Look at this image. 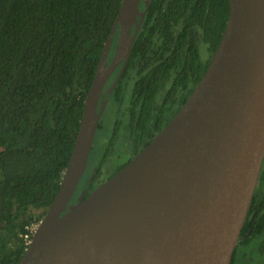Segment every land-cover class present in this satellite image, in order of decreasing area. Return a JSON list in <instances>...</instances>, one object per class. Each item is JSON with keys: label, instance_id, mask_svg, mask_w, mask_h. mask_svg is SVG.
<instances>
[{"label": "water", "instance_id": "95a60500", "mask_svg": "<svg viewBox=\"0 0 264 264\" xmlns=\"http://www.w3.org/2000/svg\"><path fill=\"white\" fill-rule=\"evenodd\" d=\"M140 1H122L59 189L17 264L231 262L264 159V0H228L224 31L183 105L119 171L71 202L103 97L119 82L151 2L141 9Z\"/></svg>", "mask_w": 264, "mask_h": 264}, {"label": "trees", "instance_id": "16d2710c", "mask_svg": "<svg viewBox=\"0 0 264 264\" xmlns=\"http://www.w3.org/2000/svg\"><path fill=\"white\" fill-rule=\"evenodd\" d=\"M122 1L0 0V264L18 263L57 194ZM228 10V0H151L123 74L107 95L113 109L103 116L112 109L106 119L114 123L91 188L110 157L124 160L118 142H131L133 153L109 175L183 105L218 45ZM258 181L264 182L263 168ZM257 188L230 264L239 245L257 241L264 253V192Z\"/></svg>", "mask_w": 264, "mask_h": 264}, {"label": "flooded vegetation", "instance_id": "af4514ba", "mask_svg": "<svg viewBox=\"0 0 264 264\" xmlns=\"http://www.w3.org/2000/svg\"><path fill=\"white\" fill-rule=\"evenodd\" d=\"M204 48V46H202V49ZM205 49V48H204ZM207 52V50H204ZM208 53V52H207ZM111 57H112V54H111ZM110 57V58H111ZM111 84V83H110ZM109 87V84L106 83L104 88H103V92ZM107 95L106 94L104 97H103V100L105 101V104H104V108H103V111H102V114H101V117H100V120H99V123H98V126H97V130H96V133H95V137H94V141H93V146H92V150L94 148V146H96V149H97V156L93 159V163L91 161V155L89 157V161H88V164H87V167H86V170L82 176V178L80 179L79 183H78V186L76 188V191L71 199V202L72 203H75L77 202V199L81 193V191L83 189H86V192L84 194V196H87L93 189H95L100 183L104 182L105 180H107L109 177H111L112 175H109L110 173H107V175L105 177H103V179L98 182L93 188H91V181L93 180V176H94V173L97 171V167H96V164L101 161V157H102V154L104 152L107 151V147H106V142L108 141V138H107V134H108V131L107 129H112L113 127V121L109 120V119H106V116L109 117V115H112L111 114V111H112V106L109 107V104H110V101L109 99H107ZM101 100V99H100ZM100 105V101H99V104ZM110 113L107 114L105 117L103 116L104 115V112L108 109L110 110ZM107 117V118H108ZM112 118H113V115H112ZM115 120V119H114ZM120 121H122V119H120ZM102 122V127L99 128V124ZM123 124V123H122ZM111 125V126H110ZM120 128H121V124L120 126H118L117 130L120 132ZM98 132L100 133L99 135V138H97V134ZM97 138V139H96ZM130 143L131 142H118L117 143V146L119 147V150L124 153L123 154V158L124 160L122 161V159L120 158L119 162L120 164L124 163L127 158L130 156V154L133 153V149H130ZM91 150V151H92ZM120 152V153H121ZM121 153V154H122ZM118 156V155H117ZM113 158V157H112ZM131 160V159H130ZM118 163L116 165H118ZM126 164V163H125ZM87 180V182L85 183V181Z\"/></svg>", "mask_w": 264, "mask_h": 264}, {"label": "rangeland", "instance_id": "374dc122", "mask_svg": "<svg viewBox=\"0 0 264 264\" xmlns=\"http://www.w3.org/2000/svg\"><path fill=\"white\" fill-rule=\"evenodd\" d=\"M204 50L205 49L203 48L202 52H201L203 58H205L206 55L208 54ZM111 54L112 53H110L109 55H111ZM97 135H98L97 138H99L100 133L98 132ZM90 155H91V161L93 163V159L97 156L96 146H94ZM111 160H112V157H110V159L108 160L110 162L103 168V170H104L103 177H105L107 175V173H110L114 169V166L119 162L120 158L119 159H113L112 161ZM262 168L264 169V159H263L261 169ZM257 184H258L256 186V187H258L257 190H259L260 192H264V182L258 181ZM35 227L36 226L32 227V229L34 230ZM233 264H264V253H260L257 241H254L253 243H251L249 245H242V246L239 245V247H237V249H236V257H235Z\"/></svg>", "mask_w": 264, "mask_h": 264}, {"label": "built area", "instance_id": "2783aa9c", "mask_svg": "<svg viewBox=\"0 0 264 264\" xmlns=\"http://www.w3.org/2000/svg\"><path fill=\"white\" fill-rule=\"evenodd\" d=\"M33 230V229H32Z\"/></svg>", "mask_w": 264, "mask_h": 264}]
</instances>
